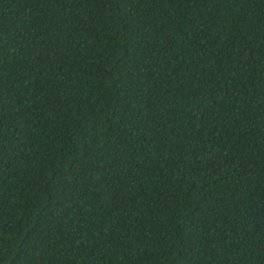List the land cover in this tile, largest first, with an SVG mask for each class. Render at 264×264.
Here are the masks:
<instances>
[{"label":"trees","instance_id":"obj_1","mask_svg":"<svg viewBox=\"0 0 264 264\" xmlns=\"http://www.w3.org/2000/svg\"><path fill=\"white\" fill-rule=\"evenodd\" d=\"M0 264H264V0H0Z\"/></svg>","mask_w":264,"mask_h":264}]
</instances>
